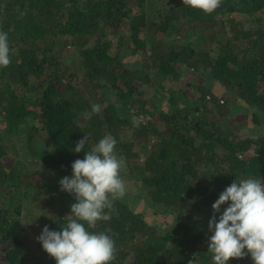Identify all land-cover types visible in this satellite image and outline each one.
<instances>
[{
	"label": "trees",
	"instance_id": "1",
	"mask_svg": "<svg viewBox=\"0 0 264 264\" xmlns=\"http://www.w3.org/2000/svg\"><path fill=\"white\" fill-rule=\"evenodd\" d=\"M0 30L11 49L0 67V264H56L37 237L74 218L59 181L84 158L72 149L85 134L88 149L113 137L126 171L125 195L90 229L115 240L110 264H214L212 204L235 179L264 183V0H220L211 13L187 0H0ZM238 102L250 118L235 115ZM20 145L44 181L17 169ZM141 199L173 216L169 230L134 211Z\"/></svg>",
	"mask_w": 264,
	"mask_h": 264
},
{
	"label": "clouds",
	"instance_id": "2",
	"mask_svg": "<svg viewBox=\"0 0 264 264\" xmlns=\"http://www.w3.org/2000/svg\"><path fill=\"white\" fill-rule=\"evenodd\" d=\"M187 3L211 13L220 0H187ZM10 51L9 34L0 30V67L10 64ZM100 111V104L94 103L87 116ZM87 143L88 134L77 141L72 151L79 153L86 148L85 156L73 161L72 174L59 181L61 191L74 195L70 214L74 218L59 231L45 225L37 237L56 264H110L115 259L113 237L90 229L95 228L98 221L108 219L105 209L111 208L112 200L125 195L121 176L124 161L117 156V141L111 136L102 137L91 149L86 147ZM222 206H225L223 210ZM212 210L207 243L214 264H229L230 258L248 255L253 264H264V183L261 178L235 179L219 194ZM189 264H197V261L193 259Z\"/></svg>",
	"mask_w": 264,
	"mask_h": 264
},
{
	"label": "rangeland",
	"instance_id": "3",
	"mask_svg": "<svg viewBox=\"0 0 264 264\" xmlns=\"http://www.w3.org/2000/svg\"><path fill=\"white\" fill-rule=\"evenodd\" d=\"M72 59H75V56L72 57ZM153 81L155 83V86L160 88L159 87L160 85H159V82L157 81V79H155ZM214 91L217 92L218 89L214 90ZM154 93L155 92H153V94ZM158 94H160V96H162V98H159ZM104 95L106 97H108V99L112 100L110 95L105 94V92H104ZM101 97H103V95H101ZM153 97H154L155 102L158 103V105L164 106V108L168 107L167 95H166L165 92L159 90L158 93L155 96H153ZM240 106L243 107V109H241V111L238 110L239 112H236L235 115H239L241 117L244 116V117L250 118V112L252 111L251 108H249L247 105L243 104L242 102H238L237 103V107L239 109H240ZM146 109L150 110L149 106H146ZM130 112L133 113L135 111L131 110ZM135 116L136 117L134 118V120H137L139 122H144V121H149L150 120V116L147 115L146 113H139V114H137ZM259 133H260V130L256 129V131L254 132L256 138L258 137ZM21 144L24 146L23 143H21ZM28 147H30L31 149H35V150L38 149L37 144H33V143L28 145ZM19 155H20V159L18 158ZM30 156H31V151L30 150L29 151H25L24 149H22L21 145L19 146L18 154H14V153L10 154L11 159H14L13 162H15L17 160H19V161L21 160L20 161V165H17V169L23 168V170H27V169L33 168V169H30V170H34L33 172L36 174L35 180H38L40 182V181L43 180L42 175H40V174L37 175L38 173H36V172H38L39 169H38L36 163L33 161V159L30 158ZM11 165H12V163H9L7 165V167L10 168ZM122 172H126L124 170V168H123ZM136 195H137V190H136L135 194L133 195V197H136ZM146 206L147 205L145 204L144 199L143 200L141 199V201L140 200L136 201L135 204H134V211L137 212V213L143 212L146 215L147 219L150 221V224L161 225L163 222H167L165 227L162 228L161 232H165V230H169L170 229L169 227L171 226V224H174L173 216L169 215V216L161 217V215H156L155 212L152 211V209H147ZM175 220H176V218H175ZM24 221L26 222V225H27V229H26L27 232L32 231L37 226L34 223L33 217H31L30 215L26 219H24ZM32 260H34V259H32ZM34 262H35V260H34ZM30 264H32V263H30Z\"/></svg>",
	"mask_w": 264,
	"mask_h": 264
}]
</instances>
